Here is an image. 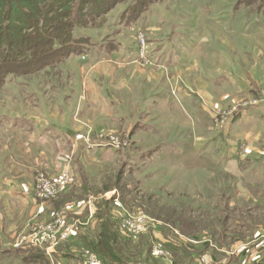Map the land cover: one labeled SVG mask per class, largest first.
<instances>
[{
  "label": "crops",
  "instance_id": "1",
  "mask_svg": "<svg viewBox=\"0 0 264 264\" xmlns=\"http://www.w3.org/2000/svg\"><path fill=\"white\" fill-rule=\"evenodd\" d=\"M215 2L218 3L216 0ZM215 20L212 25L224 36L243 34L264 37V31L260 26L250 29L245 25L244 28L237 29L240 25L237 23L236 27L230 25L228 29L225 26L223 29L219 26L218 18ZM162 21L161 19L160 23ZM146 30L150 38L148 43L153 60V65L147 67L146 92L143 91V86L132 81L130 73H127L128 69L136 67L134 63L137 57V44L124 42L118 35L116 37L100 35L85 29L77 32L81 42L79 51L61 62L73 63L81 70L91 65L98 66L95 72H86L80 81L84 99L80 100L79 105L75 106L73 104L75 101L69 105L63 104L62 111L54 121L25 112L0 111V130L8 135L5 141H2V155L6 165L0 168V257L8 256L17 264L24 263L22 260H25L23 259L27 256L25 251L29 247L14 248L13 245L20 237L19 233L27 226V221L32 220L29 218L36 216L32 217L31 214L38 212L40 202L32 189H23V181L30 178V181L27 180L30 183L32 176L34 177L40 164V151L47 153L48 162L54 167L50 173L58 174L64 161L61 156L70 150L75 136L83 131V127L77 124L73 117L79 120H92L101 127L116 128L117 125L122 131L132 132L131 138L137 141L138 148L147 149V167L174 164L191 170L215 171L219 168L241 174V170L251 158L264 159V101L261 100L255 106L241 108L223 127L217 128L213 125V104L217 102V97L230 94L232 91L236 96H247L251 93L249 84L227 69L228 61L225 54H221L219 48L209 47L207 51V47L202 46L204 36L198 31L171 27L164 30L149 17ZM211 42L209 40V43ZM217 49L218 55L213 54ZM244 54L246 52H243ZM211 60L212 65L217 64L219 67L205 74L203 66ZM192 70L196 73L195 76H187L186 71ZM124 73H127V76ZM179 74L185 76L196 90L200 85V90L196 92L188 90L183 83L178 82ZM19 83L25 82L20 80ZM202 87L205 88V92ZM173 88L176 92H171ZM22 95L28 99L27 101L34 97L31 92ZM123 99L133 103L136 107L135 114L130 115L125 111ZM12 133L20 134L23 140L11 138L9 135ZM246 133H251L254 136L252 141L256 142H248L249 150L244 155L241 140ZM74 158L75 173L71 185H77L82 180L81 173L76 168L78 162L91 161L101 166L109 165L118 162L120 154L117 149L110 147L97 146L87 149L85 143H82ZM153 170L150 172L147 170V175H151ZM181 193L182 195L177 196V204L167 202V205L175 206L182 211L181 219L178 213L176 214L175 226L172 227L179 230L181 235L191 233L187 235L200 242L205 236H210L212 240L210 243L208 239L206 241L208 243L185 244L181 243L177 236L172 235V231H166L165 235L161 234L170 239L166 240V244L182 246L185 251L173 253L176 264H256L263 260L264 227L256 226L250 233L244 232V229L242 235H234L233 233L239 230L208 223L213 232L201 231L203 229L199 230V226L203 221L202 214L200 217H192L190 213L185 215V211L201 213L202 207L206 205L208 209L209 203L219 206L223 203V207L232 206L230 209L241 203L243 207V204L246 206L250 200L249 195L240 196L241 192L236 189L219 191L214 186L207 189L195 187ZM223 207L217 213L229 219L227 213H222ZM52 210L53 207L45 210L44 215L41 211L39 214L44 218L47 213L51 215ZM217 213L211 212L208 220L219 217ZM229 220L231 223L235 219ZM236 225L239 229L242 227ZM230 230L233 233H229ZM131 238L133 244L139 243V235ZM45 256L47 258L46 254ZM54 256L63 260L64 264H69V257L64 252L57 251Z\"/></svg>",
  "mask_w": 264,
  "mask_h": 264
},
{
  "label": "rangeland",
  "instance_id": "2",
  "mask_svg": "<svg viewBox=\"0 0 264 264\" xmlns=\"http://www.w3.org/2000/svg\"><path fill=\"white\" fill-rule=\"evenodd\" d=\"M109 1L112 2V0ZM132 1L120 0L116 2L114 0L112 7L104 15L105 22L102 27L88 28V30L95 31L100 35H111L113 37L118 35V38L124 42L128 41L138 44V42H141V38H145V41L149 42L150 40L148 39L150 38L146 30L147 19L149 17L153 19V22L158 27H163L164 30H167V27H171V29L193 30L201 33L204 36L202 46L207 47V51H209V47H212V49L219 48L221 54L224 53L227 58L229 66H227V69L236 73L239 78L246 81L249 87H251V93L247 96H236L232 91L230 94L216 98L217 102L213 104V111H220L226 114V116L229 113H234L230 117H227L222 124H219L220 121L216 122L212 120L213 125L217 128L223 127L235 115V110L242 103L253 100L264 101V37L245 36L240 33L239 35L241 36H224L221 33L219 34L216 31L218 28L212 25L216 21L215 19L218 18L219 26H222L221 28L223 29L224 26L228 29L230 25L236 27V24L239 23L240 25L237 29H242L245 25L250 29L260 26V29L264 31V0H248L250 1V5L245 4L246 1L243 2V0H216L218 3L215 0H148L146 4L138 3L132 12L121 18L123 10L129 7ZM260 4L263 5L259 9L258 6ZM26 5L28 6V10H30L31 2H28ZM68 8L69 5L63 11H67ZM135 9L138 11H135ZM13 10L18 11L15 8ZM17 14L16 19L18 20H14V24L18 27V32L15 33V37L18 43H23L24 37L22 38V36L30 34L27 32L32 25L29 22H31L33 14L30 13L26 17ZM59 15L62 17V14ZM161 19L163 21L160 23ZM176 23L182 24L176 25ZM83 30L85 29H75V33ZM140 31L141 33H139ZM210 35L212 36L211 38ZM209 40L217 47L209 43ZM212 49H210V52H212ZM214 51L213 54L218 55L217 52L219 50ZM243 52H246V54L243 55ZM75 53L72 52L71 55ZM211 62L212 60L204 64L205 74H209L219 67L217 64H213L214 67ZM134 64L136 67H131L127 70V73H130L131 80L139 86H143V91L146 92L147 67H151L153 64H148L144 61H138ZM97 67V65H91L81 70L69 62L67 64L61 63L55 67L48 66L22 76L9 74L5 85L0 89V111L11 113L25 112L27 114L43 116L54 121L56 116L62 111L63 107L61 106L63 104L69 105L75 101L73 104L76 106L79 105L80 100L83 101L84 97L81 94L80 81L86 72H95ZM127 73H124V75L127 76ZM195 74L193 70L186 71L187 76L194 77ZM177 77L178 82L183 83L188 90L194 92L200 90V85L196 87V90L182 74L177 75ZM20 80H23L25 83L20 84ZM202 88L203 92H205V88ZM172 91L176 92L175 88ZM26 92H31L34 95L29 101L22 95ZM115 93L117 95V91ZM123 104L125 111L130 115L135 114L136 107L133 106L131 101H124L123 99ZM73 120H77L75 122L83 127V131L75 136L72 141L73 145L66 154L62 156L59 154V157L61 156V159L64 160L61 170L58 174H51L50 172L54 167L49 164L47 153L40 151V164L34 177L32 176L31 182L28 183L30 178L27 179L28 181H23L24 190L32 189L34 191L38 179L37 176L41 173L45 177H52L55 180L63 170L69 169L71 176H73L75 173L73 163L76 159L74 158L76 151L80 144L85 142L84 139L86 138L95 139L111 135L118 137L117 139L120 141L121 147L117 151L120 154V158H118V162L116 163L102 166L91 161L78 162V167L76 168L80 171L82 180L77 185H71L70 183L69 185L61 186L57 195L52 200L39 201L40 207L38 208V212L31 214V216H40V211L44 215L46 213L45 210H50L53 207L52 214L48 215L47 213V216L44 218L41 216L29 218L32 220L27 221V226L19 234L20 236H29L31 238L40 237L46 231V229L42 230L41 228L47 224H51L56 226L54 231L55 242L45 241L41 244H32L25 251L27 254H30L25 259L31 258L34 251L44 254L47 252L51 253L52 251L64 252L69 257V264H80L82 257L89 253H94L97 256L96 251L81 246L79 235L82 233L93 234L90 226L96 221L95 215L97 211L104 207L108 212L110 211L112 221H114L118 229L120 228L119 222L122 211L147 216V229L136 234L139 235L137 248L135 245L134 248L129 249L136 252V260L138 261L136 264H162L159 258L151 255L150 249L153 244H162L165 250L171 253V260L175 261L173 253L176 251L184 253L185 251L181 248L182 246L176 247L168 243L167 245L165 242L170 239L162 235H165L166 231H172V235L177 236L178 240L185 244L191 242L190 240L193 237L187 235L191 233H183L181 235L179 230L172 227L175 226L176 214L178 213V217L181 219L182 211L175 206L167 205V202L171 201L173 204H177V196L182 195L181 192L183 190L195 187L207 189L210 186H214L219 191L236 189L241 192L240 196L247 194L251 200H248L246 206L243 204V207H241L240 203L239 206L233 209H230L232 206L229 205L228 207L227 205L223 207V203L220 206L219 204L214 205L213 203H209L208 209L206 205L205 207L203 206L204 209L202 207L201 213L185 211V215L190 213L192 217H200V214H202L203 221H201L202 224L199 226V230L203 229L201 231L213 232L208 223H215L223 228L232 227L234 230H239L237 233H233L230 230L229 233L242 235L244 229V232L250 233L256 226L264 227L263 157L259 159L255 157L251 158V161L241 170V174H234L227 170H220L219 168L215 171H205L204 169L191 170L175 166L174 164L165 167H147V149L138 148L139 144L137 141L131 138L132 132L122 131L117 125L116 128L101 127L94 124L92 120H79L77 117H73ZM247 135L249 137H245ZM6 136L8 135L3 134V131L0 130V168H4L6 165L4 156L2 155V141H5ZM9 136L19 140L22 138L23 140V137H20L18 133H12ZM243 136L244 139L241 140L242 146L244 149L249 150L248 142H256L252 141L254 140V136L251 133H246ZM152 169H154L153 173L151 172V175H147V170L150 172ZM11 173L15 174V172ZM221 207L224 209L222 213H227L229 219L235 220L230 223V220L225 215L218 214L217 211ZM211 212H216L220 216L209 221ZM196 221H198L197 218ZM62 224L73 225L74 235L67 239H61V229H59V226ZM236 224L242 227L239 229V226ZM205 226L208 228L206 229ZM142 236L144 239H142ZM208 239L210 243V240H212L210 236H205V239H201L200 243H208L206 242ZM144 242H147V246L143 244ZM15 244L13 245L14 248H16ZM225 247L229 248L228 245H225ZM0 264H17V262L8 256H4L0 257ZM22 264L38 263L24 262ZM49 264L51 263L49 262ZM100 264L115 263L106 259V261Z\"/></svg>",
  "mask_w": 264,
  "mask_h": 264
},
{
  "label": "trees",
  "instance_id": "3",
  "mask_svg": "<svg viewBox=\"0 0 264 264\" xmlns=\"http://www.w3.org/2000/svg\"><path fill=\"white\" fill-rule=\"evenodd\" d=\"M244 1L250 5V1ZM28 2H31L30 10L26 5ZM113 2L114 0H0V89L5 85L9 74L22 76L48 66H59L72 52L78 51L81 42L75 29L102 27L105 22L104 15ZM138 3L146 4L148 0H133L131 5L123 10L121 18L132 12ZM263 4L258 6L259 9ZM68 5V10L63 11ZM30 13L33 14L29 22L32 25L27 32L30 34L22 36L24 42L18 43L15 37L18 27L14 24V20H18L16 14L26 17ZM59 14H62V17ZM98 211L95 223L90 226L93 234L79 235L81 246L96 251L99 264L106 259L115 264L138 263L136 252L129 250L135 245L137 248V244H133V239L116 227L110 211L104 207ZM143 244L147 246V242ZM22 262L49 264L44 253L35 251L31 258Z\"/></svg>",
  "mask_w": 264,
  "mask_h": 264
},
{
  "label": "built area",
  "instance_id": "4",
  "mask_svg": "<svg viewBox=\"0 0 264 264\" xmlns=\"http://www.w3.org/2000/svg\"><path fill=\"white\" fill-rule=\"evenodd\" d=\"M141 33V31L139 32ZM146 34V33H145ZM137 57L135 59V62L138 61H144L148 64H153V60L151 58L150 53V45L148 42L145 41V38H141V42L137 44ZM260 102V100H253V101H247L242 103L237 107L235 112L239 111L241 108L246 106H255ZM234 113H229L227 116L226 114L218 111H213V120L216 122H219V124H222L227 117H230ZM116 136H109V137H97L95 138V141L90 138L84 139V143L87 148L91 149L93 147H110L114 149H119L121 147L120 141L117 139ZM241 150L243 154H247L248 150L244 149L243 146H241ZM37 183L34 188V196L39 201L43 200H52L58 193L59 188L64 185H69L72 181L71 172L69 169L63 170L59 176H57L54 180L52 177H45L44 174H39L37 176ZM59 213V212H58ZM73 225H61L59 226L60 231V238L61 239H67L74 235L75 231L72 228ZM119 229L120 231L128 235L130 237H134L138 232L145 231L147 229V216L144 214H135L130 213L128 211H122V214L120 216V222H119ZM56 226L47 224L46 226L42 227V230H45V233L41 235L40 237L31 238L29 236H20L17 241L14 243L16 248L21 246H31L32 244L36 243H43L47 241H54V231ZM134 235V236H133ZM52 237V238H50ZM194 244L200 243L199 240L192 238L190 240ZM55 242V241H54ZM151 255L153 257L159 258L162 262V264H176L173 260H171V253L167 250H165L164 246L162 244H153L151 247ZM56 252L52 251L51 253L47 252V259L51 264H64L63 260L60 258H55L54 254ZM80 264H99L98 258L96 254L89 253L82 257V261ZM256 264H264V259L261 261H258Z\"/></svg>",
  "mask_w": 264,
  "mask_h": 264
}]
</instances>
